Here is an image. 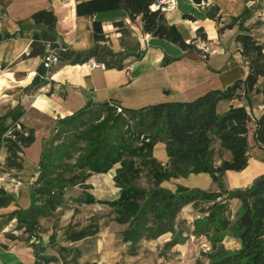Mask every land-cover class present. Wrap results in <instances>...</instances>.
Listing matches in <instances>:
<instances>
[{
	"label": "trees",
	"instance_id": "trees-1",
	"mask_svg": "<svg viewBox=\"0 0 264 264\" xmlns=\"http://www.w3.org/2000/svg\"><path fill=\"white\" fill-rule=\"evenodd\" d=\"M156 1L76 0L75 15L94 17L99 13L122 10L131 21L140 17L142 32L151 38L164 40L182 52L198 51L196 41L206 40L203 27L197 26L198 38L185 41L176 25L166 21L163 12L151 8ZM219 11L216 4L210 5L204 10V18L217 21L220 19ZM249 11L250 9L245 6L243 12L232 19L225 28L231 30L234 25L240 26L249 18ZM31 19L35 25L42 28L29 46L28 57L40 56L43 61L37 69L30 89L36 90L46 84L47 81H44L48 79L46 73L50 71L52 75L57 68L65 65H82L95 60L106 69H123L127 55L123 52L114 53L107 47L101 21L93 20V46L82 52L72 51L68 47L64 52L58 51L57 62L46 70L43 65V58L48 54L45 43H58L55 34L57 18L52 9H43L33 13ZM181 19L197 24L196 18L191 14H182ZM9 38L13 36L7 33L0 35V42ZM234 41L248 71L244 79L237 80L223 89H212L186 102L161 103L139 109L122 108L116 103L95 104L90 101L78 112L61 119L51 139L53 143L64 144L67 149L59 148V145L45 149L39 164L40 173L36 186L32 188L28 197L29 203L27 207L17 209L19 212L16 213L22 216L18 219L20 222L22 220V225L18 228L32 231L36 228L38 219L47 218L61 206L64 189L69 185L68 181L65 182L64 174L71 172L61 170L62 164L52 167L50 162L54 156L52 150L59 148L57 156L61 159L62 155L67 158L72 156L73 152L79 154L75 164L84 174L85 172L103 174L115 164H120L114 179L116 187L120 189L119 195L117 199L106 204L115 214L113 222L127 226V230L121 236L123 242L130 243V249L132 244L149 234L156 236L168 232L175 233L173 224L178 213L190 203L194 205L203 203L209 204L204 209L209 215L205 220L196 221L197 227L201 228V234H207V231L213 228L214 233L226 230L238 243L237 248L227 250L217 245L219 239L210 237L211 252L205 255L206 264H264V175L255 178L248 187L237 190L227 191L222 183V177L226 172H241L247 167L250 158L248 135L251 127L249 114L244 107L230 106L223 113H219L217 105L220 101L235 100L238 97L235 94L238 89L245 92L253 91L259 79L264 77V45L253 37L248 28L237 32ZM134 56L140 58L143 53ZM109 57L115 58L118 63L116 65L109 63ZM173 60L175 59L164 56L163 66ZM117 110L119 113H116ZM23 114L24 110L18 105L4 117H0V140L10 130L6 122L8 119L13 125L19 124L25 131L13 133L16 138H20L23 146L33 142L34 129H26L20 122ZM129 121H133V130L137 137L142 136L150 147L156 144L165 147L171 169L169 177L207 174L219 190L206 192L178 186L176 192H170L159 186L150 189L137 186L130 161L123 159L116 147L117 140L121 142L124 140V136L120 135L121 127L124 125L127 127ZM69 139L72 140L67 142ZM253 140L259 148H264V114L255 119ZM215 141L219 142L222 150L229 152V158L221 160L218 165L214 164L212 145ZM69 180L72 182V179ZM232 200L239 203V211L233 221L230 220L229 213V203ZM12 201L11 195L0 191V207ZM78 202L88 205L96 201L89 195L84 199H78ZM94 234L89 229H83L69 238L72 242H77ZM179 242L177 237H174L170 244ZM41 249L39 246H33V264H38V261L47 264L58 261L56 257L45 254ZM197 264H201L200 261Z\"/></svg>",
	"mask_w": 264,
	"mask_h": 264
},
{
	"label": "rangeland",
	"instance_id": "rangeland-1",
	"mask_svg": "<svg viewBox=\"0 0 264 264\" xmlns=\"http://www.w3.org/2000/svg\"><path fill=\"white\" fill-rule=\"evenodd\" d=\"M51 1L49 0L47 1L49 3L45 4V6L48 5L46 9L50 6ZM206 1L204 0L201 6H195L197 10L202 7V11H204L208 7ZM214 1L220 7L222 23L221 19L211 21L213 23L211 27V23L206 20L198 22L206 27L209 34H212V40L219 48V51L212 53L208 59L207 56H202L203 53L198 49V51L189 52L191 59L170 62L165 66H163L162 57H157L153 53L159 52L156 49H153V52L146 55L144 59H142L143 57L136 58L134 55L129 56L132 57L128 69L129 80H124L125 83L122 85L108 88L103 93L105 99H88L82 103L76 96L70 95L65 102L66 106L63 105L66 112L63 110L56 112V115L52 117L48 116L46 112L26 106L21 123L26 129H34L33 142L27 146H23L20 143V138L18 139L13 135V133H24L25 131L19 124L13 125L11 120L7 119L6 122L10 130L0 140V191L6 195H11L13 201L4 207H0V229L6 231L3 236L0 234V248L21 250L22 246H25L32 255L33 246H39L42 248V252L58 259V261L48 264H197L198 261L201 264H206L205 255L211 252L210 237L219 239L220 242L217 245L227 250L237 248V241L226 230L214 233L213 228L208 230L207 234H201V228L197 227L196 221L206 219L209 214L204 209L209 204L198 203L194 205L190 203L176 216L173 224L175 233L168 232L156 236L149 234L146 238L132 244V249H130V243L123 242L121 236L127 230V226L113 222L115 214L112 208L106 204V202L117 199L119 195L120 189L116 187L114 179L120 164H115L103 174L91 172L84 174L75 164L79 154L73 152L72 156L65 157L66 159L64 155H62V159L59 158L57 156L60 151L59 148L64 150L67 148L65 149V145L62 143H53L51 139L56 132L54 129L61 119L78 112L90 101L99 102V104L116 103L122 108L139 109L161 103L190 101L212 89H223L237 80L244 79L246 76L245 61L233 36L242 29L261 24L264 17V0L249 1V18L240 26L234 25L231 30L225 27L243 12L245 1ZM190 2L189 0H176L175 11L166 19L168 23H174L177 26L186 40L190 38L192 40L196 35L195 24L180 18L181 11L186 5H190ZM14 4H23L22 17L24 21L30 17L33 11L42 7L40 0H0L1 30L6 31L5 21L9 15L13 19L19 17L17 13V15L15 13L8 14L5 11ZM19 23H17L18 27L20 26ZM214 25L222 29V32L219 30L217 33ZM104 26L106 34L109 35L106 25ZM5 31H2L0 35L6 34ZM7 34L14 37L15 33L10 31ZM253 34L256 38L264 39V19L261 27L254 29ZM45 46L48 53L51 51L57 53L54 48L65 45L60 41L57 44L46 42ZM110 46L111 44L107 47L110 49ZM169 46L172 45L167 44L165 47L168 49L164 46L159 48L164 52V56L173 58L174 52ZM28 53L29 50L18 56L17 60L13 62V66L17 62L27 59ZM108 62L115 65L118 63L115 58L110 59V57ZM8 63V61L0 63V75L5 77L6 72L13 74L15 78L12 81H14L15 87L3 85L2 81L4 80L0 79V88L2 85V90H0V117H4L6 113L20 105L19 103L13 105L12 99L19 96L22 91H30L31 83L37 75V72H27L23 73L22 76L21 73L13 72V66L8 67ZM62 68L58 69L57 72ZM46 74L50 79L51 72ZM9 77H6V80L11 81ZM44 81L47 80L44 79ZM259 83L260 85L257 84L251 92H245L243 89H238L235 92L238 97L234 101L236 104L237 102L240 104L234 107H244L245 110L249 108L246 111L249 113V125L252 128L255 126V119L258 118L259 113L256 109L257 100L253 97L252 101L249 96L255 94L256 97L260 95L264 98V77L260 78ZM4 94H7V97H4L6 96ZM26 100L27 97H23L20 102L21 105H25ZM262 104L264 105V102ZM117 111L116 113H119ZM120 135L124 136V140L122 142L117 140V151L123 159L130 161L137 186L144 189L159 186L170 192H176L178 186L200 189L206 192L219 190L216 183L207 174L169 177L168 174L171 173V169L165 147L162 144L150 147L142 136L137 137L133 130V121H129L127 127L126 125L121 127ZM71 140L69 139L67 142ZM53 145H59V148L52 150L54 154L50 159L52 167L55 168L54 165L62 164L61 170L71 172L64 174L65 182L68 181L69 185L64 189L61 206L47 218L38 219L36 228L32 231L18 228L22 225V220L21 222L18 221L22 216L16 212H19L20 207H27L29 194L33 190L32 188L36 186V180L40 173L41 158L45 149H49ZM212 148L215 165H218L221 160L229 158V152L222 150L218 141L213 143ZM257 162L249 161L248 166L241 172H226L222 177L223 188L229 191L248 187L256 178L254 176L258 172L257 170L262 167L260 165L264 164L263 161L258 160ZM69 179H72V182H69ZM234 185L236 187H233ZM89 195L94 198L95 203L87 205L78 202V199H84ZM229 209L230 220L233 221L239 211V203L236 200L230 201ZM206 225L209 226L210 224ZM83 229H89L95 234L84 240L72 242L69 237ZM174 237H177L180 242L170 244ZM124 257H126L125 261L123 260ZM20 262L22 264L34 263L32 257L26 259V256ZM38 264L47 263L38 261Z\"/></svg>",
	"mask_w": 264,
	"mask_h": 264
},
{
	"label": "crops",
	"instance_id": "crops-1",
	"mask_svg": "<svg viewBox=\"0 0 264 264\" xmlns=\"http://www.w3.org/2000/svg\"><path fill=\"white\" fill-rule=\"evenodd\" d=\"M47 1L40 0V4H42V7L39 10L46 9L48 5L45 6V4L49 3ZM189 1H191L190 5H186L184 7V10L181 11L180 18L182 14L193 15L197 20V24H195L196 30H197V26H202L206 34V40L204 41V40L198 39L196 41V47L200 41H204L212 46H215L216 51L214 53L218 52L219 48H218V45H216L213 42L212 34H209L206 31V27L203 26L202 24H199L198 22L200 20H206L209 23H211V27L213 23L204 18V11H202V7H200L201 11L197 10V7H195L192 0H189ZM50 3L51 4L48 7V9H52L57 18L56 25H55V34L57 36V42L61 41L62 44H64L70 50L75 51V52H82V51H86L90 49L93 46L92 21L99 20L102 23L103 32H104L105 38L107 39L106 45L108 46L109 44H111L110 49L114 53L123 52L127 55V58L123 62L122 70L106 69L104 65L102 64H100L101 66L99 67L90 68L88 67L89 62L82 64V65H74V66L65 65V66H62L64 68L61 67L62 69L59 70L58 72L57 70L60 68H57L55 70V72L57 73L52 74L50 79L49 78L47 79L46 84H44L43 86H40L36 90L30 89V91H25V92L22 91L21 93H19V96L12 99V103H14L13 105H16L17 103H19L21 107L22 106L24 107L23 110L26 108V106H29V107L36 108L39 111L46 112L48 116L52 117L56 115L55 114L56 112H61L62 110L66 112V110L63 108V105H65V102L68 100L70 95L76 96L78 99L81 100L82 103L84 101H87L88 99H92V100L94 99L99 100V98L103 99L105 97L103 96V93L107 91L108 88L122 85L123 83H125L123 82L124 80H127V79L129 80L130 74H129L128 69L130 68L129 62L132 59V57H129V56H132L138 53H141V54L143 53L142 59H144L146 55L153 52V49H156V51H159V52H153V53L157 57H162L163 59L164 52L161 51L159 47L161 46L165 47L167 46V44H170L164 40L151 38L149 35L144 34L142 32V24L140 21V17H137L134 21H131L128 18L127 14L122 10H116V11H111V12H106V13H99L95 15L94 17H90V16L76 17L75 15L76 0H52ZM248 3L249 1L245 2V6L249 8ZM206 4L208 6L214 5V4L217 5V3L214 0H207ZM17 5L14 4L13 6L8 7L9 9H5V11L8 14L17 13L19 16L13 19L11 15H9V17L6 18V21H5L6 26H7L6 31L1 30L2 26L0 23V33L2 31H5V33L10 32V31L15 33L13 38L0 42V63L8 61L9 62L8 67L13 66V62L17 60L16 58L18 56H21L26 51L28 52L30 44L35 38H37L39 31L42 28L40 25H35L31 19V15L39 10L33 11L30 17L29 18L27 17L25 19L26 21H24L22 17L23 4L18 5V6ZM175 9L164 12L165 19L170 17L173 11H175ZM219 14H220V19L222 23L221 10L219 11ZM263 19L264 17L262 18L261 24L263 23ZM17 23L20 24L19 27ZM118 23H121V24L119 25ZM169 24H174V23H169ZM261 24L259 26L249 27L248 29L250 30L253 37L260 44L264 45V39L256 38L253 34L254 29H258L259 27H261ZM104 25H106L107 31L110 33L109 35L106 34ZM214 26L216 28V32L218 33L220 30L219 27H217L216 25ZM236 34L237 32L234 34L233 37H235ZM194 38H198L197 33L194 36ZM184 39L185 41L188 42L191 38L189 40H186V38ZM172 46H169V47L174 52L173 58L175 60L170 61V62H179L184 59L186 60L191 59L189 57V52H182L176 46L174 45ZM209 56L210 55L207 56V59L209 58ZM165 57H168V56L165 55ZM41 61H42V58L40 56L28 58V54H27V59L17 62V64L12 67V70L13 72L21 73L22 76H23V73H27V72L36 73L38 67L41 65ZM245 67H246V75H247L248 69H247L246 63H245ZM9 75H11V77H9ZM6 77H9V79L11 78V81L6 80ZM13 78H15L14 75L11 73L9 74L8 72H6L5 77L3 75H0V79L4 80L2 81V84L3 85L6 84L5 86L10 85L11 88L15 87V85H13L14 81H12L14 80ZM257 84L260 85L259 81ZM0 90H2V85H1ZM49 93L51 94L49 95ZM7 94H4L6 95L4 97H7ZM254 95L255 94H253L252 96H249V99L253 101L252 98L255 97V99L257 100L256 109H258L259 116H261L262 114H264V105L262 104V102H264V98L260 95H258V97ZM23 97H27L25 105H21L20 103ZM92 102L95 104L97 103L99 104V102H95V101H92ZM238 104L240 103L237 102L236 104L234 100L220 101L217 105V111L219 113H223L230 106H239ZM246 110L248 111L249 108H246ZM21 119H20V122H21ZM254 127L255 126H253V128L252 127L250 128L249 135H248V141H249V147H250L249 152H248L250 158L248 162L249 161L251 162V160L254 162H257L258 160L264 162V148H259L253 140ZM260 166L262 167H260V169L257 170L258 172H256L257 174H255L254 178L255 177L257 178L258 176H261L262 174H264V164H261ZM233 187H236V186L234 185ZM5 232L0 229L1 236H3ZM12 248H13V245H12ZM110 250H113V249L110 248ZM25 256H26V259H28L29 257H32V260L34 262L33 253L31 255V252L25 246H22L21 250L20 249L12 250L11 248L3 249L2 247L0 248V264H22L20 261ZM124 258L125 259L123 260L125 261L126 257Z\"/></svg>",
	"mask_w": 264,
	"mask_h": 264
},
{
	"label": "built area",
	"instance_id": "built-area-1",
	"mask_svg": "<svg viewBox=\"0 0 264 264\" xmlns=\"http://www.w3.org/2000/svg\"><path fill=\"white\" fill-rule=\"evenodd\" d=\"M175 7H176V0H157L151 6L152 9L160 10L163 13L173 10V9H175ZM196 48L203 53L202 56H204V57L211 55L212 53H214L216 51L215 46H212V45H210L204 41H200L197 44ZM54 49L56 52H58V51L64 52L67 50V47L56 46ZM56 62H57L56 53L51 51L44 58L43 65L46 68V70H49ZM99 66H101V65L96 63L94 60H90L88 63V67H90V68H95V67H99Z\"/></svg>",
	"mask_w": 264,
	"mask_h": 264
},
{
	"label": "water",
	"instance_id": "water-1",
	"mask_svg": "<svg viewBox=\"0 0 264 264\" xmlns=\"http://www.w3.org/2000/svg\"><path fill=\"white\" fill-rule=\"evenodd\" d=\"M193 4L195 6H201L204 3V0H192ZM56 130V128L54 129V131Z\"/></svg>",
	"mask_w": 264,
	"mask_h": 264
}]
</instances>
